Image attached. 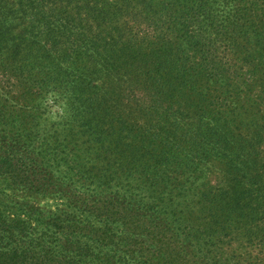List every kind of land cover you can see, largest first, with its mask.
<instances>
[{
    "label": "trees",
    "instance_id": "16d2710c",
    "mask_svg": "<svg viewBox=\"0 0 264 264\" xmlns=\"http://www.w3.org/2000/svg\"><path fill=\"white\" fill-rule=\"evenodd\" d=\"M37 2L33 12L47 13ZM162 4L165 115L129 109L148 123L161 117L150 124L165 143L161 157L104 140L101 105L79 92L87 78L73 58L85 49L66 19L53 18L55 53L30 69L0 46V92L2 75L24 92L0 95V264H264V0ZM212 85L231 97L214 99L215 128L233 144L228 153L219 146L228 167L218 186L197 183L206 112L186 93Z\"/></svg>",
    "mask_w": 264,
    "mask_h": 264
},
{
    "label": "rangeland",
    "instance_id": "374dc122",
    "mask_svg": "<svg viewBox=\"0 0 264 264\" xmlns=\"http://www.w3.org/2000/svg\"><path fill=\"white\" fill-rule=\"evenodd\" d=\"M30 2L0 0V46L7 45L13 50V60L18 68L30 69L32 65L27 64L39 60L41 54L55 53L53 18L59 15L66 19L61 24L68 32L76 34L75 46L80 42V47L85 49L82 59L77 55L73 58L80 65L73 67H79L81 82L87 78L86 86L79 92L92 100L93 105H101L102 118L96 119V125L106 131L104 140L140 143L147 147L146 153L151 157H161L165 149L163 138L156 140L150 132V124H157L161 117L155 115V121L148 123L131 115L129 109L137 112L146 109L165 115V14L162 0H45L47 13H40V9L38 13L33 12ZM37 3L41 4L40 0ZM61 7L67 9L63 15L57 10ZM68 78L72 80L74 75ZM11 84L15 87L9 89ZM2 87L5 90L0 95L4 98L24 93L19 79L13 76L2 75ZM212 90L214 92L186 93L198 99V112H206V118L196 127L200 141L197 156L206 162L197 173V183L218 186L221 171L228 167L225 164L228 157L220 156L219 146L227 145L225 152L228 153L233 144L223 135L221 128H215V124L219 125L221 121L212 113L219 110L214 103L215 97L229 98L230 93L219 92L216 85H212ZM176 100L184 101L180 97ZM180 101L172 112L181 107ZM121 116L128 120L126 125ZM140 126L144 128L140 129ZM168 156L175 162L172 156ZM151 163L155 164V161ZM180 177L184 179L185 174Z\"/></svg>",
    "mask_w": 264,
    "mask_h": 264
}]
</instances>
